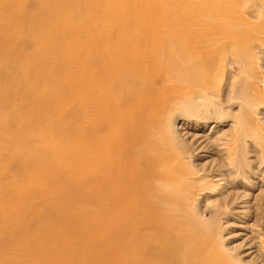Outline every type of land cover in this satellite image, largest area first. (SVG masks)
<instances>
[{
    "label": "rangeland",
    "instance_id": "rangeland-1",
    "mask_svg": "<svg viewBox=\"0 0 264 264\" xmlns=\"http://www.w3.org/2000/svg\"><path fill=\"white\" fill-rule=\"evenodd\" d=\"M27 2L0 0V79L10 71L26 67V82L39 78L42 83L38 92L45 89L46 96L57 99L56 106L62 99H80V63L64 64L51 58L46 61L52 47L36 46V42L49 40V34L43 30L47 17L56 25L59 38L67 39L62 51H75L79 56L85 52L84 42L94 40L96 29L110 35L120 20L112 14L93 15L92 27L87 29L75 14L74 4L59 5L67 21L49 15L57 6L55 0ZM29 3L37 4L38 12ZM191 4L210 5L217 10L215 14L205 11L202 23L192 29V33L207 35L212 40L210 62L202 66L197 58L195 71L192 69L188 75L179 67L168 78L166 86H177L183 93L170 101L169 111L158 123H144L145 114H136L142 123V134L136 145L135 167L120 174L114 194L101 202L90 177L65 178L80 195L85 215L98 220L80 240L92 246L104 219L131 224L120 209L127 198L129 209L144 218L149 207L161 214L162 234L148 219L141 222L136 218L139 226L133 232L138 230L139 243L153 241L163 253L165 264H264V0H191ZM11 10H19L14 19L10 17ZM25 18L28 27L23 33L18 23ZM71 24L77 25V29L68 36L66 31ZM65 68L75 76L72 85ZM197 72L202 78H196ZM192 89L196 93L193 96ZM28 94L30 89L8 104L0 100V137H7L3 128L7 120L18 134L30 132L23 124L28 116L22 113V100L29 99ZM31 101L29 107H35ZM81 124L76 117L72 124L78 130L76 135ZM41 139L54 149L59 148L52 151L56 155L52 164L66 173L79 165L81 145L67 143L68 138L59 134L56 124L50 126L39 119L23 147H36ZM113 154L114 164L126 156L116 146ZM12 161L19 162L15 157ZM89 165L90 161L85 162L83 170ZM36 166H32L34 170ZM2 174L9 173L7 163L0 159ZM17 181L24 184L27 179L22 175ZM33 182L37 199L43 202L53 184L38 177ZM50 206L67 209L69 204L66 199H57ZM41 224L49 227L53 220L43 219ZM67 224L71 226L72 220L67 219ZM73 238L67 235L63 239L69 250L76 245ZM112 247L110 242L107 248L113 250ZM148 252L155 251L149 248Z\"/></svg>",
    "mask_w": 264,
    "mask_h": 264
},
{
    "label": "bare ground",
    "instance_id": "bare-ground-1",
    "mask_svg": "<svg viewBox=\"0 0 264 264\" xmlns=\"http://www.w3.org/2000/svg\"><path fill=\"white\" fill-rule=\"evenodd\" d=\"M55 2L57 6L49 15L69 21L60 13L59 5L74 4L77 7L75 14L87 29H91V17L97 14H112L120 23L110 35L93 27L96 29L92 35L94 40L84 42L85 52L79 56L75 51H62L67 39L59 38L56 25L47 17L48 24L43 26V30L49 34V40L36 42V46L52 47L46 61L51 58L64 64L80 63L83 72L79 79L80 99H62L59 107L56 106L57 99L46 96L44 88L43 92H38L42 83L39 78L26 82V67L18 72L10 71L0 79L1 103L8 104L27 89L31 91L29 99L22 100V113L28 116L23 124L30 132L18 134L7 120L3 125L7 137H0V159L7 163L9 173L0 175L3 185L0 187V264H165L161 256L163 253L154 246V242L139 243L138 230L135 234L133 232L139 226L134 220L136 218L141 222L148 219L162 234L161 214L149 207L144 218L129 209L127 198H124L120 209L124 218L132 223L118 224L115 219H104L100 231L94 235V244L84 245L80 238L98 220L85 215V207L79 202L80 195L65 178L72 176L80 180L90 177L102 197L101 202L105 196L114 194L120 183V174L135 167L136 145L142 134V123L136 114H145L144 123H158L169 111L170 101L183 93L177 86L167 87L168 78L179 67L188 75L192 69L195 71L197 58L202 66L209 64L213 42L207 35L192 33V29L202 23L201 16L205 11L215 14L217 10L210 5L193 6L191 0ZM29 5L38 12L37 4ZM18 12L11 10L10 17L16 18ZM18 24L23 33L26 32L28 18L21 19ZM76 27L71 24L66 34L71 36ZM90 50L91 53H87ZM65 71L66 76L70 73L69 83L74 84L73 72L68 68ZM196 78H202L200 72L196 73ZM190 94H196L194 89ZM29 100L35 103V107H29ZM28 107L29 110L26 109ZM76 117L82 123L78 135V130L72 128ZM39 119L50 126L56 124L59 134L68 138L67 143L81 145L77 156L80 162L74 170L71 169L72 172L69 168L66 173L62 167L52 164L56 159L52 151L59 148L54 149L46 140L41 139L36 147H23L25 138L34 132ZM113 146L126 155L117 164H114ZM14 157L19 160L18 163L12 161ZM87 161L90 165L84 171L86 167L82 168V165ZM36 164L34 170L32 166ZM22 175L27 182L19 184L17 180ZM35 177L53 184L43 202L37 199ZM57 199H66L69 207L51 208L50 205ZM43 219L53 220V225L50 228L42 225ZM67 219L72 220L71 226L67 224ZM67 235H73L76 242L71 250L63 241ZM110 242L113 243V250L107 248ZM162 243L166 245V242ZM149 248L155 252L149 253Z\"/></svg>",
    "mask_w": 264,
    "mask_h": 264
}]
</instances>
